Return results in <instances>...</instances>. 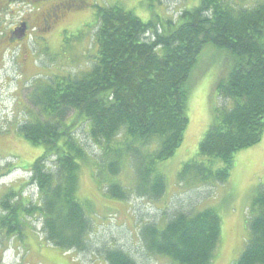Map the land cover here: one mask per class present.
<instances>
[{
  "label": "trees",
  "instance_id": "trees-1",
  "mask_svg": "<svg viewBox=\"0 0 264 264\" xmlns=\"http://www.w3.org/2000/svg\"><path fill=\"white\" fill-rule=\"evenodd\" d=\"M225 2L201 0L176 20H160L161 25L146 22L119 4L95 3L96 46L87 71L32 76L35 79L26 95L31 109L15 128H8L44 148L28 169L40 199L22 207L23 218L39 213L41 232L49 244L64 253L94 249L93 221L77 195L79 174L86 163L106 181L111 198L160 201L166 195V179L157 164L171 158L184 140L189 124L185 84L207 44L228 50L237 61L216 84L223 105L214 110L213 123L198 146L200 157L184 164L180 182L206 187L227 184L235 154L262 140L264 1L252 7ZM72 4L80 12L84 1ZM44 7L37 17L44 15ZM70 36L66 34L65 40ZM90 146L98 149L96 155ZM127 165L135 175L134 187L128 189L113 182ZM6 171L0 169V175ZM14 196L8 188L0 197L6 210L17 209ZM129 204L128 211L139 217L135 202ZM249 209V238L232 264H264V187L254 195ZM190 212L179 209L168 219L163 217L164 226L153 218L129 225L135 228L139 251L148 257H166L172 264H211L221 216L215 207ZM13 215L6 216L1 230L7 227L11 233L18 227ZM109 244L99 249L107 264H140L130 251Z\"/></svg>",
  "mask_w": 264,
  "mask_h": 264
},
{
  "label": "rangeland",
  "instance_id": "rangeland-1",
  "mask_svg": "<svg viewBox=\"0 0 264 264\" xmlns=\"http://www.w3.org/2000/svg\"><path fill=\"white\" fill-rule=\"evenodd\" d=\"M83 1L82 10L62 24L61 27H66L63 33L57 27L51 33L45 34V38L32 31L28 40L21 46L14 47L10 46L7 39L9 29L21 18L30 19L29 15L33 14L30 13L31 7L24 4L21 10L16 6H9L0 11V169L7 170L0 175V185L22 182L27 185L22 187L23 190L21 188L22 194L28 199L34 195V198H31L33 204L38 202L40 197L37 186L32 185L29 180L28 169L44 153V148L31 144L18 132L8 128L10 126L15 128L31 109L26 95L30 82L35 79L32 76L39 73L45 76L55 73L76 75L87 71L92 64L91 59L96 46L97 24L96 21L93 23L95 3L119 4L134 11L144 21L153 20L161 25L160 20L165 21L168 18L176 20L182 11L199 5L201 0ZM225 1L234 7H252L264 0ZM0 6H4V2L0 1ZM77 32L81 33L80 38ZM66 34L72 35L68 42L65 40ZM21 36L18 35L17 38ZM236 61V57L228 50L213 44L205 45L200 52L185 84L189 91L187 104L189 124L184 140L171 158L157 164V171L164 175L167 183L166 195L160 201L142 200L136 196L129 202L111 198L105 190L106 181L93 170L92 165L86 163L79 174L80 188L77 195L93 221L94 229L90 238L94 249L88 253L73 250L64 253L49 244L41 232L43 221L38 213L32 218L24 217L26 223L24 232L28 235L24 234L23 248L22 250L20 248L21 253L18 256H15L12 241L5 240L10 247L4 256V263L15 264L16 260L20 262L21 259V264H107L99 249L110 243V246L130 251L140 264H172L166 257L143 255L139 251L135 228L131 227H134L135 223L144 222L143 218H153L161 224L164 222L163 217L168 219L179 209L191 210L189 214H194L207 207H215L224 218L211 264H232L236 261L249 238L246 222L251 216L249 208L253 197L264 185V136L258 144L235 154L236 165L231 175L232 185L221 183L211 184L210 187L183 185L179 179L184 164L193 157H200L199 143L213 123L214 110L223 105L216 94V84L228 76ZM81 137L85 139L82 133ZM90 149L94 155L98 152L94 146H90ZM115 180L113 182H121L127 189L134 187V171L127 165ZM131 202H135L139 217L128 211ZM231 210L237 212L241 218L231 219L228 216ZM30 228L33 229L31 232Z\"/></svg>",
  "mask_w": 264,
  "mask_h": 264
},
{
  "label": "flooded vegetation",
  "instance_id": "flooded-vegetation-1",
  "mask_svg": "<svg viewBox=\"0 0 264 264\" xmlns=\"http://www.w3.org/2000/svg\"><path fill=\"white\" fill-rule=\"evenodd\" d=\"M4 2V6H0V11L2 9H6L9 6H16V8H20V10L23 8V5H28L31 7L30 13H33L31 16L29 15L30 19H20L18 22L12 24V26L9 29V36L7 37L8 42L10 43L11 47L22 45L24 41L28 40L30 35L32 34V31H36L39 36L45 37V34L51 33L54 31L57 27L60 28V32L66 29V27H61L63 23L66 21H69L68 18L70 16H76L79 12L78 9L76 10L72 4V6H69L71 1H74L76 3L82 4L83 0H0ZM48 2L49 6L44 7V3ZM70 2V3H69ZM44 7L45 13L42 15V17H37V11ZM46 8V9H45ZM23 23L26 24V34L24 37L21 36V38H17L18 35H21V31L19 30L20 25ZM31 31V32H30ZM42 32V33H40ZM16 33V34H14ZM63 33V32H62ZM46 38V37H45ZM34 62V61H33ZM16 184V185H15ZM19 183H12V184H3L0 185V197L3 196V194L7 193V189L10 188L11 193H16V196L13 197L12 202L14 205H17V209L15 210H6L4 207V203L0 201V226L5 223L6 216L10 213L16 214L13 215L14 223L18 225V227L15 225V228L13 232L8 233L7 227L0 229V264H5L4 256L6 254L7 249H9V244L5 242V240H11L12 244L15 248V256H18L19 253H21L20 248L22 250L23 248V239L24 234H27L24 232V218L25 215L23 211L22 205L25 204V202H31V198H34V195L30 196L31 198H25L24 194H22L21 187L18 185ZM24 192V191H23ZM28 196V195H27ZM27 219V217H25ZM30 218V217H28ZM1 228V227H0ZM33 229L30 228V232ZM33 234V233H32ZM28 235V234H27ZM15 264H21V259L19 261H15Z\"/></svg>",
  "mask_w": 264,
  "mask_h": 264
},
{
  "label": "crops",
  "instance_id": "crops-1",
  "mask_svg": "<svg viewBox=\"0 0 264 264\" xmlns=\"http://www.w3.org/2000/svg\"><path fill=\"white\" fill-rule=\"evenodd\" d=\"M235 165H236V162H235V164H234V168H233V170H232V172L235 170ZM231 175H232V173H231ZM236 175V174H235ZM234 180H235V177H234ZM234 180H232V182H234ZM227 184H230V185H232L231 184V177H230V179H229V182L227 183ZM263 187H264V185H262ZM249 207L247 206V209H248ZM231 219H240L241 217H240V215L239 214H237V212L235 213V212H233L232 210L230 211V213H229V215H228ZM221 232H222V225H223V223H224V218H223V216L221 217ZM247 223H248V221L246 222V226H247Z\"/></svg>",
  "mask_w": 264,
  "mask_h": 264
},
{
  "label": "water",
  "instance_id": "water-1",
  "mask_svg": "<svg viewBox=\"0 0 264 264\" xmlns=\"http://www.w3.org/2000/svg\"><path fill=\"white\" fill-rule=\"evenodd\" d=\"M19 29H20V31L22 32V34H21L22 37H24L25 34H26V24L23 23V24H22V27H20Z\"/></svg>",
  "mask_w": 264,
  "mask_h": 264
}]
</instances>
